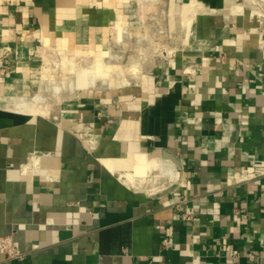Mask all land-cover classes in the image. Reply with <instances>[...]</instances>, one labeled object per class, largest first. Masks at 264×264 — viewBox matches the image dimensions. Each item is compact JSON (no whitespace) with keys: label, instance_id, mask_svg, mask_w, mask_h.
I'll return each mask as SVG.
<instances>
[{"label":"crops","instance_id":"1","mask_svg":"<svg viewBox=\"0 0 264 264\" xmlns=\"http://www.w3.org/2000/svg\"><path fill=\"white\" fill-rule=\"evenodd\" d=\"M256 4L0 0V236L22 253L0 264H264ZM112 46L128 84L9 107L46 57L122 59Z\"/></svg>","mask_w":264,"mask_h":264},{"label":"rangeland","instance_id":"2","mask_svg":"<svg viewBox=\"0 0 264 264\" xmlns=\"http://www.w3.org/2000/svg\"><path fill=\"white\" fill-rule=\"evenodd\" d=\"M256 5L258 7L257 11L259 16L264 19V6L259 2H257ZM112 48L117 51L112 53L123 54L122 59H120L119 56H117L118 58L116 59L113 55L102 57L100 54H97L96 56L76 55L73 58H60L56 55L46 57V67L42 71L37 92L46 86V80H54L60 83L63 78L70 77L69 80L73 81L72 85L63 90L62 93H57L55 90H50V93L47 92L49 98L45 106L47 107L48 112H50L53 105L57 106L64 99L76 96L84 88L104 89L103 87H100L101 83H99V77L106 78L107 80L102 86L112 87L113 85L121 86L128 84V81L131 79V72L136 70L134 66H130L129 64V54L131 53L130 47L126 49V52L125 50H122V53L120 51L121 48L117 46H112ZM35 94L31 96L15 95L17 97L10 101L9 107L27 114H39L36 112L37 107L34 104ZM2 108H4V105ZM152 169L153 168H148V171H151ZM154 170L155 169H153L152 172H156V170Z\"/></svg>","mask_w":264,"mask_h":264},{"label":"bare ground","instance_id":"3","mask_svg":"<svg viewBox=\"0 0 264 264\" xmlns=\"http://www.w3.org/2000/svg\"><path fill=\"white\" fill-rule=\"evenodd\" d=\"M69 78L68 77L63 78L60 83H58L54 80H46L45 81L46 86L44 88H42L39 92H37L35 94V97H34V104L37 107L36 108L37 113L42 114V115L48 113L47 107L45 106V104H47V100L49 98V95L47 94V92L50 93V90H55V92H57V93H62L63 90H65L66 88H68L69 86L72 85L73 81H70ZM106 82H107L106 78L99 77V83H101L100 86L104 85ZM152 165H153V163H148L147 168H151ZM133 176L131 175V173H126L125 178H127L128 181H133Z\"/></svg>","mask_w":264,"mask_h":264},{"label":"built area","instance_id":"4","mask_svg":"<svg viewBox=\"0 0 264 264\" xmlns=\"http://www.w3.org/2000/svg\"><path fill=\"white\" fill-rule=\"evenodd\" d=\"M4 72L0 70V78L3 76ZM184 218L189 219L188 214H184ZM163 244H166V240H162ZM0 253L4 254L9 258L20 257L22 253L16 248L14 240L11 235H1L0 236Z\"/></svg>","mask_w":264,"mask_h":264},{"label":"water","instance_id":"5","mask_svg":"<svg viewBox=\"0 0 264 264\" xmlns=\"http://www.w3.org/2000/svg\"><path fill=\"white\" fill-rule=\"evenodd\" d=\"M256 1L261 3L264 6V0H256Z\"/></svg>","mask_w":264,"mask_h":264}]
</instances>
